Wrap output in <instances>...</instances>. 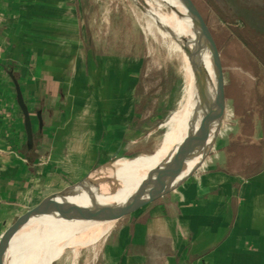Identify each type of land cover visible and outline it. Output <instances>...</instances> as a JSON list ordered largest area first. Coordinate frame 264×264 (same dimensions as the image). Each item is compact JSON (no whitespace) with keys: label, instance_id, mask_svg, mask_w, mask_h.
<instances>
[{"label":"crops","instance_id":"1","mask_svg":"<svg viewBox=\"0 0 264 264\" xmlns=\"http://www.w3.org/2000/svg\"><path fill=\"white\" fill-rule=\"evenodd\" d=\"M97 1L0 0V234L96 168L142 150L169 112L146 96L142 57L111 49L106 1ZM100 256L102 264H264V79L226 80L210 155L176 191L114 225ZM15 259L9 246L1 264Z\"/></svg>","mask_w":264,"mask_h":264},{"label":"rangeland","instance_id":"2","mask_svg":"<svg viewBox=\"0 0 264 264\" xmlns=\"http://www.w3.org/2000/svg\"><path fill=\"white\" fill-rule=\"evenodd\" d=\"M105 1V8L108 11L104 14L105 25L109 28H104V31L109 38L111 49L118 47L120 52L128 57L130 55L142 57V82L144 88L145 86L147 88L146 96L159 104V107L166 106L169 112L164 116L162 126L155 135L148 138L149 141L142 150L129 152L126 156L114 160L109 166L96 168L88 179L80 182L81 185H76L72 192L65 196V203H70L69 198L79 194L86 185L103 190L110 184L115 173L123 175L131 169L130 160L153 155L159 149L166 132L182 121L179 111L184 106L183 102L191 82L186 80L183 61L179 51L174 48L175 44L177 46L179 44L162 24L164 21L147 9L142 11L135 0ZM152 2L159 7L158 11L161 14L167 15L172 12L165 0ZM193 2L217 42L227 82L231 84L232 81L243 78L252 83L255 79H264L262 15L264 0H193ZM93 4L98 8L97 5L100 3L93 0ZM253 13L261 16L252 15ZM147 23L152 24L154 34L147 30ZM82 209L83 206L78 211ZM102 244L103 241L78 247L77 258H74L73 248H66L51 264H102L100 256Z\"/></svg>","mask_w":264,"mask_h":264},{"label":"bare ground","instance_id":"3","mask_svg":"<svg viewBox=\"0 0 264 264\" xmlns=\"http://www.w3.org/2000/svg\"><path fill=\"white\" fill-rule=\"evenodd\" d=\"M165 1L172 9V12L167 15L161 14L158 11L159 7L155 6L152 0H135L137 4L143 5L145 9L164 21L165 23H161L168 28L179 44L177 46L174 43V48L179 51L183 61L186 80H191L183 102L184 106L179 111L182 121L166 132L159 149L153 155L130 160L131 169L123 175L115 173L106 188L100 190L86 185L79 194L69 198V212H77L82 206L85 209L96 204L123 201L130 195L144 190L142 183L149 176H155L168 167V161L172 159L175 151L187 136L192 123L200 118L196 111V80L189 66L186 50L198 52L200 72L207 92L209 94L214 92L215 78L212 60L207 48L200 41L198 34L194 32L190 16L179 0ZM149 23H147V30L154 34L152 24ZM210 139L211 133L205 140L210 141ZM114 225L115 223L111 222L65 221L53 216H44L30 223L13 238L10 244V261L16 257L15 264H51L69 247L73 248L74 258H77L78 247H83L88 243L99 244Z\"/></svg>","mask_w":264,"mask_h":264},{"label":"water","instance_id":"4","mask_svg":"<svg viewBox=\"0 0 264 264\" xmlns=\"http://www.w3.org/2000/svg\"><path fill=\"white\" fill-rule=\"evenodd\" d=\"M179 2L190 16L194 32L198 34L200 41L210 54L215 78V89L213 94L207 92L204 78L200 72L201 67L198 52L184 49L186 50V57L196 80V111L200 118L192 123L187 136L175 151L172 159L168 161V167L165 171L157 173L155 176H149L142 183L144 190L136 192L117 203L96 204L78 212H69L70 203H65L64 198L72 192V189L47 197L34 208L20 214L0 234V264L13 238L37 219L44 216H53L65 221L111 222L116 225L124 218L135 214L144 207L176 191L196 173L210 155L221 132L226 114V79L223 62L217 42L196 4L193 0H179ZM138 7L142 11H145L143 5L138 4ZM13 80L18 105L24 116L27 140L29 144H32L33 129L31 115L18 81L14 77ZM210 133V142L200 152L192 168L188 169L192 158L199 151Z\"/></svg>","mask_w":264,"mask_h":264}]
</instances>
